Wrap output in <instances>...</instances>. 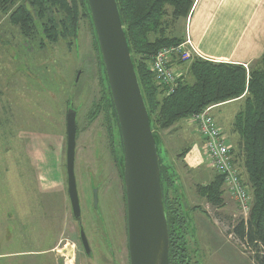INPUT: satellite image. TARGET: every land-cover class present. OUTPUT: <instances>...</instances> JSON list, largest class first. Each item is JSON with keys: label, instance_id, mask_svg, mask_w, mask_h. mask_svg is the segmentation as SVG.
Masks as SVG:
<instances>
[{"label": "rangeland", "instance_id": "rangeland-1", "mask_svg": "<svg viewBox=\"0 0 264 264\" xmlns=\"http://www.w3.org/2000/svg\"><path fill=\"white\" fill-rule=\"evenodd\" d=\"M19 4L17 1L13 10ZM8 16L0 13V264H75L82 257L75 246L78 231L67 196L69 105L76 111L74 175L81 223H85L83 231L91 244V263L102 264L106 243L100 233V214L101 222L109 230L111 217L118 215L122 203V190L109 147L102 87L87 21L80 19L77 40L50 43L40 34L31 39L24 37ZM182 32L180 20L173 34L180 36ZM185 78L193 81L189 74ZM96 105L100 106L98 114ZM190 120L191 117L179 120L165 130L152 122L160 139L161 163L174 165L180 174V183L177 181L175 186L184 194L189 207L199 206L210 216L214 253L213 259L209 255L207 264H255L254 255L243 252L229 238V228L237 222L240 212L224 188V206L220 208L210 205L196 192L197 187L206 186L215 176L210 163L192 172L177 158L200 136ZM47 148L48 155L38 152ZM235 166L248 186L239 159ZM90 184L98 188L96 213L90 207ZM191 211L188 209V213ZM94 229H99V235H94ZM200 239L197 228L195 240L199 246ZM69 247L73 256L65 251ZM52 248L56 249L49 253ZM208 253L209 249L204 248L203 255Z\"/></svg>", "mask_w": 264, "mask_h": 264}, {"label": "trees", "instance_id": "trees-1", "mask_svg": "<svg viewBox=\"0 0 264 264\" xmlns=\"http://www.w3.org/2000/svg\"><path fill=\"white\" fill-rule=\"evenodd\" d=\"M17 1L21 4L13 10ZM116 2L151 123L155 122L159 129L165 130L209 106L241 100L240 109L232 123V132L239 138L238 148L232 149L231 154L232 157L240 158L253 203L249 222L246 226L239 224L234 231L240 240L247 242L255 251V264H264V52L257 61V68H250L248 72L241 65L193 59L187 69L193 81L190 83L185 77L180 78L174 93L165 96L164 89L156 85L149 71V61L163 47L178 45L183 41L181 36H174L173 32L180 20H186L194 0ZM0 13L9 14V22L18 27L24 37L31 39L40 34L50 43L64 39L77 40L80 19L87 21L102 87V108L107 117L114 118L113 128L118 135L116 115L86 1L0 0ZM99 108L96 105L95 113L100 112ZM118 145L121 153L119 136ZM188 150L180 152L177 158L182 161ZM233 161L236 164L234 157ZM159 167L169 252L182 259L186 252L182 250L180 237L187 231L188 221L181 202V195L184 194L175 186L177 181L180 183V174L174 165L164 166L161 159ZM222 185L223 178L215 174L209 184L197 187L196 192L207 203L220 208L224 206ZM198 208L192 206L188 209Z\"/></svg>", "mask_w": 264, "mask_h": 264}, {"label": "water", "instance_id": "water-1", "mask_svg": "<svg viewBox=\"0 0 264 264\" xmlns=\"http://www.w3.org/2000/svg\"><path fill=\"white\" fill-rule=\"evenodd\" d=\"M85 1L121 135L118 163L126 199L130 264H169L168 226L159 167L160 139L152 129L117 2ZM70 106L66 114L67 196L72 218L79 221L81 210L74 175L76 111ZM93 193L96 206V191ZM181 202L189 223V205L183 195ZM190 229L193 230L192 223ZM80 239L86 248L82 227Z\"/></svg>", "mask_w": 264, "mask_h": 264}, {"label": "crops", "instance_id": "crops-1", "mask_svg": "<svg viewBox=\"0 0 264 264\" xmlns=\"http://www.w3.org/2000/svg\"><path fill=\"white\" fill-rule=\"evenodd\" d=\"M186 29L198 49L200 59L257 68V61L264 52V0H194L189 15L183 21L182 36ZM188 65L176 66L181 78L188 75ZM240 105L241 100H237L214 106L210 110V115L231 150L238 148L239 138L232 132V123ZM203 145L200 136L191 143L182 160L189 171L210 166ZM38 152L48 155L50 151L47 148ZM233 157L236 162L240 160L238 156ZM40 163L38 159L37 164ZM246 188L250 190L249 185ZM55 249L46 251L53 253Z\"/></svg>", "mask_w": 264, "mask_h": 264}, {"label": "built area", "instance_id": "built-area-1", "mask_svg": "<svg viewBox=\"0 0 264 264\" xmlns=\"http://www.w3.org/2000/svg\"><path fill=\"white\" fill-rule=\"evenodd\" d=\"M197 57H200V55L186 29L184 40L180 44L162 48L150 58L149 71L153 75L156 85L164 89L165 96L174 93L181 78V74L176 70V66L190 63ZM243 67L248 72L247 65ZM212 107L214 106H209L200 113L193 114L191 120L196 124L198 134L203 139V151L212 169L223 178L222 190L224 188V193L234 201L240 212L237 222L229 228V230L231 229L229 238L243 252L255 257L253 248L247 242L240 240L234 231L239 224L242 223L246 226V223L249 222L252 197L240 178L233 161L231 148L226 144L224 136L210 115Z\"/></svg>", "mask_w": 264, "mask_h": 264}, {"label": "flooded vegetation", "instance_id": "flooded-vegetation-1", "mask_svg": "<svg viewBox=\"0 0 264 264\" xmlns=\"http://www.w3.org/2000/svg\"><path fill=\"white\" fill-rule=\"evenodd\" d=\"M106 120L108 123V140H109V147L111 154L113 156L115 165L117 167V170L119 172L120 176V170H119V163H118V157L120 148L118 145V135L115 131L114 127V118L112 116L107 117ZM111 121V122H110ZM76 138H77V126H76ZM121 179V190H122V203L119 204V212L117 213V216L111 217V224L108 228H106V225L104 222H101L102 215L100 214L99 221L101 223V229L102 232L101 235L103 239L105 240V247L106 249H103L105 252L104 261H102V264H107L109 259H111V263L108 264H130V257H129V248H128V234H127V208H126V199H125V192H124V186L122 177ZM91 185V184H90ZM91 201H90V207L91 211L93 213L99 212L97 211V204H98V188H96L93 184L91 185ZM94 191H96V206L94 205ZM80 203V201H79ZM90 209V208H89ZM197 210V209H196ZM193 210L189 214V223L187 225V231H184L181 235V245L182 250L186 252V256H183L181 259L179 256H176L173 252H169V264H207L209 255L213 259V248L212 244L214 242V232L213 228L211 227L210 222V216L209 214L203 209L198 208V210ZM71 211V210H70ZM73 221L76 223L77 228V244H75L76 247L79 248L78 252L82 255V257L78 258V263L75 264H92L91 260L93 259V253L92 248L89 239L85 237V244L82 243L80 239V227H82V230L84 229L85 223L82 222V217L80 215V220ZM194 225L193 230L190 229V226ZM84 224V225H83ZM199 230V233L201 235V239L199 240L200 246L197 244L195 240V234L196 230ZM84 233V231H83ZM94 235H99V229H94L93 231ZM70 248V247H69ZM204 248L209 249V253L206 255H203ZM71 249V248H70ZM66 253L73 256L72 252L70 254V251L68 249H65ZM79 255H77L78 257ZM82 259V261H80ZM62 260V259H61Z\"/></svg>", "mask_w": 264, "mask_h": 264}, {"label": "bare ground", "instance_id": "bare-ground-1", "mask_svg": "<svg viewBox=\"0 0 264 264\" xmlns=\"http://www.w3.org/2000/svg\"><path fill=\"white\" fill-rule=\"evenodd\" d=\"M169 47H171V46H169ZM163 48H168V47H163ZM119 135H120V131H119ZM121 136V135H120Z\"/></svg>", "mask_w": 264, "mask_h": 264}]
</instances>
